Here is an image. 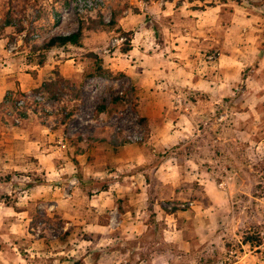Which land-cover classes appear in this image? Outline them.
<instances>
[{"label":"rangeland","instance_id":"obj_1","mask_svg":"<svg viewBox=\"0 0 264 264\" xmlns=\"http://www.w3.org/2000/svg\"><path fill=\"white\" fill-rule=\"evenodd\" d=\"M137 1L0 0L4 48L37 79L0 101V264H264V34L189 93L161 74L170 19H123ZM82 21V46L39 48Z\"/></svg>","mask_w":264,"mask_h":264},{"label":"crops","instance_id":"obj_2","mask_svg":"<svg viewBox=\"0 0 264 264\" xmlns=\"http://www.w3.org/2000/svg\"><path fill=\"white\" fill-rule=\"evenodd\" d=\"M137 2L140 12L126 15L123 19H141L144 26L139 33L143 34L150 29L147 19H170V24L167 26L171 31L173 41L170 43L174 45V51L169 58L174 59L170 61L171 65L167 69L164 67L161 70V74L166 72L165 76L174 78V84L171 86L173 88L176 86V89L184 88L189 90V93H195L196 90L207 86L206 81H208L213 83H209L208 86L215 89L222 81L214 80L212 74L204 80L209 73L208 70L216 68L219 74H223L226 71L225 66L230 63L237 67L241 66L244 61L242 56L246 53L249 54L250 51L260 53L257 41L260 33L264 34V15H260L261 12L264 14V0L240 2L215 0L212 4L207 3L210 0H138ZM206 40H213L220 44L222 49L216 64L209 67L202 64L200 56L203 54L200 46ZM226 48L232 52L226 53ZM7 56L8 58L0 63V101L5 99L9 91L29 92L37 85V79L31 77L23 66L21 56L9 55L0 39V60ZM131 66L135 65L131 64ZM238 70L240 68L234 69V71ZM126 72L131 73V69ZM142 82L141 79L136 80L138 86H142ZM139 223L138 219H134L133 227L137 228Z\"/></svg>","mask_w":264,"mask_h":264},{"label":"trees","instance_id":"obj_3","mask_svg":"<svg viewBox=\"0 0 264 264\" xmlns=\"http://www.w3.org/2000/svg\"><path fill=\"white\" fill-rule=\"evenodd\" d=\"M94 23L93 28H97V26L102 25L106 26L108 28L116 27L118 24V17L113 16L110 22H105L102 16H99V19H91ZM90 25V24H89ZM84 26L85 21L81 22V25L78 30L67 33V34H57L51 37L47 42H45L42 46H39V48L45 50L48 52L49 50L55 48V47H62L66 45H75V46H82L83 44V38H84ZM92 28V27H91ZM122 32H124L128 37V45L125 47V51H128L132 49V36L134 35V31H124L122 27L119 28ZM38 48V47H36ZM95 57V73L100 74L102 76H111L113 74V71L110 69H106L103 65V58L98 53H91ZM31 60V59H30ZM44 63V57L39 60V64ZM120 98L114 97L115 101H118ZM141 120H146L145 117H143ZM246 242H250L253 244V241L251 239H246Z\"/></svg>","mask_w":264,"mask_h":264},{"label":"built area","instance_id":"obj_4","mask_svg":"<svg viewBox=\"0 0 264 264\" xmlns=\"http://www.w3.org/2000/svg\"><path fill=\"white\" fill-rule=\"evenodd\" d=\"M24 102V100L23 99H21L18 103L19 104H22Z\"/></svg>","mask_w":264,"mask_h":264}]
</instances>
